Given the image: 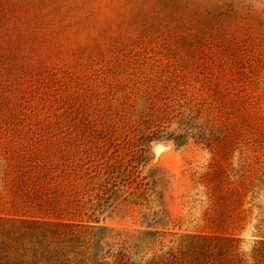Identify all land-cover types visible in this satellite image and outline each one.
Returning <instances> with one entry per match:
<instances>
[{"label": "rangeland", "instance_id": "rangeland-1", "mask_svg": "<svg viewBox=\"0 0 264 264\" xmlns=\"http://www.w3.org/2000/svg\"><path fill=\"white\" fill-rule=\"evenodd\" d=\"M6 141L92 175L103 223L164 230L194 264H255L264 0H0Z\"/></svg>", "mask_w": 264, "mask_h": 264}, {"label": "trees", "instance_id": "trees-1", "mask_svg": "<svg viewBox=\"0 0 264 264\" xmlns=\"http://www.w3.org/2000/svg\"><path fill=\"white\" fill-rule=\"evenodd\" d=\"M92 178L40 149L0 143V264H194L192 247L165 249L164 230L101 222ZM141 188L132 194L147 196ZM253 257L264 264V238Z\"/></svg>", "mask_w": 264, "mask_h": 264}, {"label": "bare ground", "instance_id": "bare-ground-1", "mask_svg": "<svg viewBox=\"0 0 264 264\" xmlns=\"http://www.w3.org/2000/svg\"><path fill=\"white\" fill-rule=\"evenodd\" d=\"M162 147H163V146H159L158 150H162Z\"/></svg>", "mask_w": 264, "mask_h": 264}]
</instances>
